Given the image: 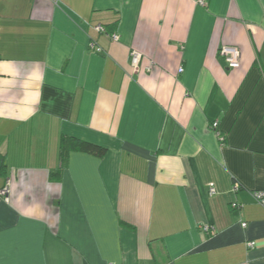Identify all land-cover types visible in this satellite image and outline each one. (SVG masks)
I'll use <instances>...</instances> for the list:
<instances>
[{
  "label": "crops",
  "instance_id": "1",
  "mask_svg": "<svg viewBox=\"0 0 264 264\" xmlns=\"http://www.w3.org/2000/svg\"><path fill=\"white\" fill-rule=\"evenodd\" d=\"M0 161V264H264V0H0Z\"/></svg>",
  "mask_w": 264,
  "mask_h": 264
},
{
  "label": "built area",
  "instance_id": "2",
  "mask_svg": "<svg viewBox=\"0 0 264 264\" xmlns=\"http://www.w3.org/2000/svg\"><path fill=\"white\" fill-rule=\"evenodd\" d=\"M199 4H203V2H199ZM95 31L97 33L100 34H104L105 33V28L101 25H98L95 27ZM112 41H118V36L117 35H111L110 36ZM93 45H91L92 47ZM97 52H101L100 48L96 49ZM222 55L225 57V62L228 66L229 69H237L240 65V60H241V54L239 52V50L237 48H233V47H223L221 50ZM140 54L137 52H132L131 53V66L134 67L135 69H137V65L140 61ZM182 69L180 68L178 70V73H181ZM216 127L217 124L214 123L212 124L211 128L215 131L217 137H220L219 132L216 131ZM238 190V185H234V191ZM216 193L215 189L210 187L209 188V195L213 196ZM6 195V190H2L0 191V197H4ZM253 197L255 202H257V204L259 206H261L262 208H264V191H258V192H254L253 193ZM243 227L245 226V224L242 225ZM205 231H207L206 228H204ZM254 246V243H250L248 244L249 248H252Z\"/></svg>",
  "mask_w": 264,
  "mask_h": 264
},
{
  "label": "trees",
  "instance_id": "3",
  "mask_svg": "<svg viewBox=\"0 0 264 264\" xmlns=\"http://www.w3.org/2000/svg\"><path fill=\"white\" fill-rule=\"evenodd\" d=\"M71 151L82 152L91 156H95L97 158H101L105 154L104 148H101L94 144L82 142L69 137H61L59 141V153H58L59 160L61 162V167L59 168V170L63 168V165L66 162L68 155ZM2 169H3V165L2 162L0 161V172ZM56 174H52V175H56Z\"/></svg>",
  "mask_w": 264,
  "mask_h": 264
}]
</instances>
